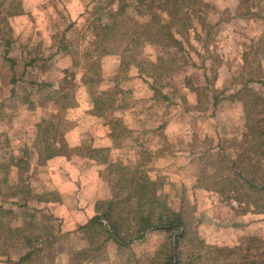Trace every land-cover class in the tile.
I'll use <instances>...</instances> for the list:
<instances>
[{"label":"rangeland","instance_id":"rangeland-1","mask_svg":"<svg viewBox=\"0 0 264 264\" xmlns=\"http://www.w3.org/2000/svg\"><path fill=\"white\" fill-rule=\"evenodd\" d=\"M202 1L200 42L174 56L138 41L132 21L94 37L89 25L107 0H0V206L11 211L0 213V264H160L170 248L163 230L125 246L106 230L83 231L112 201L123 236L135 232L134 190L144 182L157 185L148 195L152 222L165 205L181 204L186 246L194 244L178 250L192 264H207L215 248L234 260L229 248L264 241V215L240 214L236 201L193 188L203 170L216 179L218 151L223 175L264 164L254 158L259 145L242 142L249 130L240 101L248 74L261 68L264 77V50L240 64L246 46H264V0ZM249 87L264 96V84Z\"/></svg>","mask_w":264,"mask_h":264},{"label":"trees","instance_id":"trees-1","mask_svg":"<svg viewBox=\"0 0 264 264\" xmlns=\"http://www.w3.org/2000/svg\"><path fill=\"white\" fill-rule=\"evenodd\" d=\"M248 1L249 0H240L241 6L248 7ZM204 7H206V4L202 0H107L104 7H99L101 11L97 20L89 26L91 32L94 33V37L102 36L104 39V37L109 36L113 30L118 28L119 25L126 26L132 21L134 27H137L141 31L138 36V41L142 36L144 37L143 41H146L147 44L159 47L163 51V55H168V51L171 53V50H175V56L178 52H191L192 41L200 42L201 33L197 29V26H200L202 30L205 27L206 12L202 10ZM129 8H132L134 15H132V12L127 14ZM88 10L89 8L85 11ZM16 13L21 14V11ZM16 13L12 15H16ZM145 17L147 20L141 22V19ZM77 23L76 21L72 22L68 28L72 29ZM261 36L264 37V28L261 32ZM92 44L104 45L105 41L102 40L98 43L93 41ZM245 49L246 51L243 52L240 61L242 68L250 65L249 56L254 55V57H258L262 50H264V46L255 49L253 46H246ZM105 53L107 52L105 51ZM163 55L158 56L153 64L162 63ZM191 55L190 53L189 56ZM193 55L197 54L193 53ZM184 56L186 64L193 59L187 58L186 54H184ZM182 66L184 65L182 64ZM255 73L256 74L250 72L248 75L251 77H246L244 85L242 86L244 91L240 101L242 102L246 128L249 130L247 138L244 140L242 139V142L243 144H248L252 149L259 145L258 150H260V152L254 156V158L258 161H262V159H264V96L252 92L249 85L252 83L264 84V77L261 68ZM253 140L257 142L253 144L248 143ZM221 149L222 152L225 151L223 147L218 150ZM215 157L223 160V164L221 165L222 169L217 171L216 179L214 177V179L210 180L213 175L203 170L200 173V178L197 180L198 186L195 185L193 188L201 187L208 192L221 196L228 202L231 200L236 201L240 205V214L250 212L251 214L264 215V164L259 165L257 168L253 167L248 171L246 170L247 173L245 176H241V172L236 170V173H234L232 177V175L222 174L224 171L223 165L227 162L226 157L219 151L216 153ZM251 158L253 159V157ZM209 165V168L215 171V166L213 164ZM231 165H235V163L233 162ZM156 186L157 185L153 187V185L147 184V182H144L143 185H136V189L138 187V190L135 189L134 191H138L139 193L138 198H136V208L139 209L141 213L138 219L136 218L137 230H135V232L129 230L127 231L128 234H126L125 237L123 236L121 223H119L114 216L113 209L115 205L112 204V201L108 202L107 212L90 219L89 223L83 228V231H88L92 228H98L102 231L106 230L114 243L125 246L135 240L142 239L147 231L163 230L168 233L170 248L162 255L160 264H192L191 260L193 259V255L188 251L186 256L183 252L178 250L183 241L184 248L188 250H190L194 244V242H191L186 246V241H190L189 229H191V226L188 222L189 220L182 215L184 210L181 204L179 209L175 211L165 205L163 210L169 214L157 215L156 218H154V222H152V213L154 212L152 205H155L156 200L154 198L151 199L148 195L157 196L155 193ZM131 199H133V196ZM45 202L50 203L53 201L46 200ZM149 206L150 208L152 207L151 210ZM0 213L6 216L10 215L11 211L5 210L0 206ZM0 228H2L1 225ZM22 237L24 241H27L26 245L29 244L28 241L30 239L25 236ZM128 238H130V240H127ZM240 243H243V246L238 245L228 250L229 254L235 257L234 260L222 261V251L215 248L210 249V251L213 250L211 252L213 256L206 257L207 264H264V241L255 237H249ZM30 251L19 261L22 262L31 257L33 252ZM185 257L187 258L186 260L184 259ZM201 257L202 256H199L198 258L200 259Z\"/></svg>","mask_w":264,"mask_h":264},{"label":"crops","instance_id":"crops-1","mask_svg":"<svg viewBox=\"0 0 264 264\" xmlns=\"http://www.w3.org/2000/svg\"><path fill=\"white\" fill-rule=\"evenodd\" d=\"M70 200H71V199H70L69 197H67V201H70ZM68 203H69V202H68ZM49 206H50V205H48V207H49ZM53 206H54V207H57L58 209H59V207H60V206H56V205H52V207H53ZM61 209H62V208H61ZM60 211H61V210H60Z\"/></svg>","mask_w":264,"mask_h":264}]
</instances>
